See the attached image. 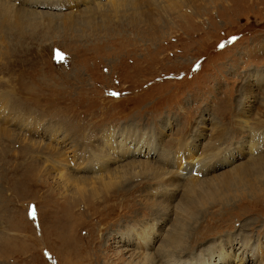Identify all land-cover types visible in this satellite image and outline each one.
Returning a JSON list of instances; mask_svg holds the SVG:
<instances>
[{"label": "rangeland", "instance_id": "1", "mask_svg": "<svg viewBox=\"0 0 264 264\" xmlns=\"http://www.w3.org/2000/svg\"><path fill=\"white\" fill-rule=\"evenodd\" d=\"M0 117V264H264V0H0Z\"/></svg>", "mask_w": 264, "mask_h": 264}, {"label": "bare ground", "instance_id": "2", "mask_svg": "<svg viewBox=\"0 0 264 264\" xmlns=\"http://www.w3.org/2000/svg\"><path fill=\"white\" fill-rule=\"evenodd\" d=\"M115 1V0H114ZM11 3V2H10ZM6 15V14H5ZM6 22V21H5ZM247 93V92H246ZM2 103V102H1ZM3 107H5V106H3ZM1 118V117H0ZM260 122V121H259ZM222 126V125H221ZM224 127V126H223ZM6 129V128H5ZM5 129H4V131H2V132H0V134H1V136H2V134H6V132H5ZM224 130V129H223ZM221 132V131H220ZM112 133V132H111ZM138 133V132H137ZM144 133V132H143ZM262 133V132H261ZM133 135H135V133L133 134ZM217 136H219L220 137V139H222L221 138V135H220V133H219V135H216L215 136V138L217 137ZM144 138V137H143ZM253 138V137H252ZM257 137H254V139H256ZM259 138V137H258ZM214 139V138H213ZM217 139V138H216ZM253 139V140H254ZM153 140V139H152ZM208 140V139H207ZM146 141V140H145ZM258 141V140H257ZM260 141H262V140H260ZM129 142V141H128ZM214 142V141H213ZM218 142H220V141H218ZM217 141H216V143L215 144H217L218 143ZM139 143V142H138ZM221 144V143H220ZM122 145V144H121ZM219 145V144H218ZM217 145V146H218ZM148 146V145H147ZM213 146H214V144L213 145H210V146H208V149H211V148H213ZM149 147V146H148ZM147 147V148H148ZM262 147V146H261ZM140 148V147H139ZM139 148L138 149H135V150H132V152H131V155H134L135 153H137L138 152V150H139ZM47 149V148H46ZM152 148L150 147L149 148V150H151ZM201 149V148H200ZM217 149V148H216ZM263 149V148H262ZM262 149H260V150H262ZM50 150V149H49ZM75 150V149H74ZM205 150V149H204ZM203 150V151H204ZM252 150H253V148H252ZM263 151V150H262ZM89 152V151H88ZM56 153V152H55ZM260 153H262V152H260ZM259 153V154H260ZM57 154V153H56ZM65 154V153H64ZM87 154H89V153H87ZM92 154V153H91ZM207 154V153H206ZM205 154V155H206ZM210 153H208L207 155H209ZM215 154V153H214ZM51 155V154H50ZM100 159H102V156H100L99 154H96ZM213 155V154H212ZM261 155V154H260ZM210 156V155H209ZM214 156V155H213ZM254 157H256V156H254ZM108 158V157H107ZM261 159V158H260ZM89 160H91V159H88V161ZM105 161V160H104ZM90 162V161H89ZM95 162V161H94ZM94 162H93V164H94ZM254 162V164H252L254 167L255 166H257V167H259L260 169H259V172H260V170H264V169H262V167L264 166L263 165V163L264 162H256V161H253ZM100 163V162H99ZM89 164V163H88ZM204 167V166H203ZM201 170V169H200ZM109 171V170H108ZM193 171H195V170H193ZM205 171V170H204ZM244 171V170H243ZM247 171V170H246ZM116 172V171H115ZM258 172V173H259ZM117 173V172H116ZM172 175V174H171ZM77 176V175H76ZM115 176V175H114ZM173 177V176H172ZM96 179H99V178H96ZM68 180V179H67ZM77 180V179H76ZM80 180V179H79ZM88 180H90L89 178H86L85 176H81V180L80 181H84V182H87ZM104 180V179H103ZM113 181V180H112ZM99 182H100V184H102V179L101 180H99ZM111 183V182H110ZM183 183V182H182ZM252 183V182H251ZM66 186H68V185H66ZM80 186V185H79ZM107 186V185H106ZM82 187V186H81ZM71 188V187H70ZM84 189V186L81 188V190H83ZM173 190V189H172ZM139 235V234H138ZM142 237V238H144V239H147L146 241H145V244H143L142 246L143 247H146V246H148L147 248H149V247H151L152 246V241H153V238H152V236L151 235H149V234H147V233H143L142 232V234L141 235H139V237ZM229 240H230V247H232L233 246V240H231L230 238H229ZM247 240V239H246ZM163 242L164 243H166L168 246H167V249H165V246H164V244L163 245H161L160 244V246H159V248H158V250H157V253L159 254V257H161V258H158V257H156L155 258V256L153 255V257H152V254H150L151 255V257L153 258L152 260H150L149 258H148V256H145V259L143 258L142 259V261H141V263L140 264H155V261L157 260L158 262L161 260V259H164V258H166V257H169V256H173L172 258H170L169 260H175L176 261V258H178V256H175V254L176 253H174L175 251H177V252H179L178 253V255H180V254H183V253H187L188 252V247L186 246V247H181L180 246V244H181V237H171L170 239L169 238H167L165 241L163 240ZM246 243V242H245ZM248 244H249V242H248ZM228 245V244H227ZM169 246H170V248H172V251H170L169 250ZM229 247V246H228ZM243 247V246H242ZM226 246H224V248L223 249H221V250H219V252H218V254L216 253H214L213 254V252L211 251L210 252V254L211 255H209V263H213V260L215 259V261H214V263L215 264H222V263H226L227 261H229L230 260V258H231V254H229L226 250ZM244 257H241V255L238 257V259L240 260V261H242L246 256L245 255H243ZM150 257V258H151ZM202 260V259H201ZM205 261H204V263L203 264H205V263H208L206 260V258L204 259ZM221 260V261H220ZM162 261V260H161ZM178 261H180V259L178 258L177 259V262ZM187 261V260H186ZM162 262H164V261H162ZM185 262V261H184ZM180 263H183L182 261L180 262ZM167 264H173L172 262H170V261H168V263Z\"/></svg>", "mask_w": 264, "mask_h": 264}]
</instances>
